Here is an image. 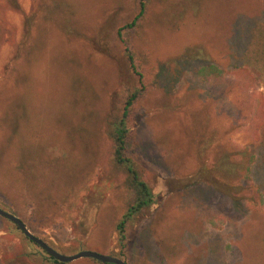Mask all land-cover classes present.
I'll return each mask as SVG.
<instances>
[{
  "label": "rangeland",
  "instance_id": "1",
  "mask_svg": "<svg viewBox=\"0 0 264 264\" xmlns=\"http://www.w3.org/2000/svg\"><path fill=\"white\" fill-rule=\"evenodd\" d=\"M140 2L0 0V207L68 255L264 264V132H255L264 111L245 102L254 88L241 74L249 68L264 92V6L149 0L139 27L120 37ZM129 43L152 87L133 107L131 152L159 201L132 222L122 248L116 226L129 192L112 165L106 115L132 79ZM231 142L248 148L242 160ZM209 182L241 185L237 200ZM75 190H84L81 205ZM0 264L101 263H56L0 215Z\"/></svg>",
  "mask_w": 264,
  "mask_h": 264
},
{
  "label": "trees",
  "instance_id": "2",
  "mask_svg": "<svg viewBox=\"0 0 264 264\" xmlns=\"http://www.w3.org/2000/svg\"><path fill=\"white\" fill-rule=\"evenodd\" d=\"M148 1L149 0H141L139 12L131 21L120 28V37H122L123 35V30L135 29L139 27L141 19L147 13ZM259 1L264 6V0ZM30 36L31 29L25 30L24 39L28 40ZM125 56L127 59L126 63L130 72L129 74L132 79L131 81H129L130 85L126 86V95L123 97V99L120 98L118 100H114L111 103L110 109L106 115L107 134L113 141V154L111 160L112 165L116 170L125 172V187L129 192V197L126 202V210L116 226L118 242L120 246H122V248L126 247V243L128 241V230L132 222L136 219L137 216L144 214L147 210L154 207L159 201V194L154 191L153 187H151L149 182H147L144 177L142 163L137 160L131 152L135 148L132 141L133 130L130 124L133 107L147 91L152 89V87L147 86L144 83L145 68L142 67V65L139 63L136 53L132 49L131 43H129L125 49ZM242 71L243 73L241 74H244V76H246L244 78L247 80L250 87L253 86L254 88L252 92H249L246 89L244 90L245 96L248 97L245 102L249 103L248 105L253 110L257 109V112H263L264 92L258 91L256 89V83H258L259 77L249 68H244ZM255 132L258 138L262 137V132H264V118L261 121L259 120L258 124L255 127ZM231 143L232 149L236 151V160H242L239 159V153L248 151V148L239 146L234 142ZM18 156L27 158L23 155V153H21V156L20 154H18ZM249 170L250 166H247L246 171ZM209 183V189H218L220 192L229 196L233 201L237 200V196L235 193L238 191V188L241 187V185L236 186L230 183L223 184L219 182L217 184L215 182ZM83 191L84 190H75L73 192L72 195H74V198H77L76 201L73 202L74 204H82L80 195L83 193ZM261 199L262 193L255 192V200H253L250 204L252 210L258 211L260 209ZM93 260L101 264H112L105 263L96 259ZM54 261L56 263L59 262L56 259H54Z\"/></svg>",
  "mask_w": 264,
  "mask_h": 264
},
{
  "label": "water",
  "instance_id": "3",
  "mask_svg": "<svg viewBox=\"0 0 264 264\" xmlns=\"http://www.w3.org/2000/svg\"><path fill=\"white\" fill-rule=\"evenodd\" d=\"M0 215L8 218L13 223H15L32 242H34L39 247H41L52 258L62 263L72 262V261H75L81 258H92V259H96V260H99L105 263L127 264V262L124 259L118 256H114L111 254H105V253H101V252H98L95 250H89V249L80 250L79 252L75 254H70V255L64 254L60 252L59 250H57L56 248H54L53 246H51L48 242H46L42 238L36 236L30 230L26 222L22 218L17 216L16 214L0 207Z\"/></svg>",
  "mask_w": 264,
  "mask_h": 264
}]
</instances>
